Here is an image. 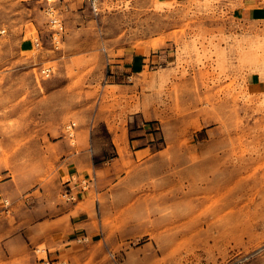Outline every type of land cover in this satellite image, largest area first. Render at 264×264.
Listing matches in <instances>:
<instances>
[{
	"label": "rangeland",
	"instance_id": "374dc122",
	"mask_svg": "<svg viewBox=\"0 0 264 264\" xmlns=\"http://www.w3.org/2000/svg\"><path fill=\"white\" fill-rule=\"evenodd\" d=\"M254 1L0 0V172L20 188L0 199V264H37L46 248L65 264H264V16L244 9ZM50 4L65 25L57 45ZM126 52L145 65L112 84L109 61ZM85 153L138 160L105 191L89 174L71 183L75 169L92 174L73 161ZM73 203L88 218L60 256L25 234L5 256L2 239L30 210L40 219Z\"/></svg>",
	"mask_w": 264,
	"mask_h": 264
},
{
	"label": "crops",
	"instance_id": "0c3cea01",
	"mask_svg": "<svg viewBox=\"0 0 264 264\" xmlns=\"http://www.w3.org/2000/svg\"><path fill=\"white\" fill-rule=\"evenodd\" d=\"M258 0H255V3H251L244 7L246 15L249 18H262L264 16V5L258 4ZM29 45L27 46V48ZM145 57L141 52H126L111 58L109 61V70H110V79L112 84H120L127 86L126 80L128 77L133 75L136 72H140L144 67ZM142 138H135L130 144L134 145L135 141L140 144L139 140ZM147 146L134 147V152H138L140 149H144ZM84 157L86 158H73V161L77 164V167L80 166H92V174L89 172L82 173L78 169H75L71 175V183L77 181L80 185L84 183V176L88 177L89 182L95 181V186L97 188H105V191H108L109 188L115 183L119 174H123L127 170V165L125 159L131 161H137L138 158H121L120 155L113 158H88V154L85 153ZM10 171L4 173L0 172V199H5L7 197L15 198L19 195L20 188L15 185L13 181V176L10 175ZM9 173V174H7ZM77 177V178H76ZM95 179V180H94ZM82 191L81 189H79ZM85 191V190H83ZM2 201V200H0ZM77 203H73V206H64L60 207V210H49L46 211L40 219H36L33 212L30 210V215L32 218L26 224H22L20 229H16V234H11L6 238L2 239V242L5 244L7 250L5 256L11 259L16 258L19 255L18 246H15V243L18 242L20 236H27V239H30L33 243H40L42 241H48L49 245L57 246L59 251L57 255L60 256L61 252L65 250L63 244L69 240L76 239L73 237L78 235L79 224L83 220H86L88 217L86 214L82 213L80 216H76L73 213H70L74 210V207ZM69 213L71 228L67 227V219L61 220V218L66 216ZM56 221V222H54ZM3 227H0V230ZM21 233V234H19ZM74 233V235H71ZM13 264V261H12Z\"/></svg>",
	"mask_w": 264,
	"mask_h": 264
},
{
	"label": "built area",
	"instance_id": "2783aa9c",
	"mask_svg": "<svg viewBox=\"0 0 264 264\" xmlns=\"http://www.w3.org/2000/svg\"><path fill=\"white\" fill-rule=\"evenodd\" d=\"M48 1H49V3H51L53 0H48ZM47 12L50 15V24L53 28V33H52L53 41L57 45L58 42H60V40L62 38V34L64 32L65 25L63 23V20L60 18V16L56 12H54L51 4L48 5ZM6 29L7 28H5V27H0V34H4L6 32ZM40 42L41 41H40L39 37L35 39V43L37 45H39ZM53 71H54V68L51 65L42 67V69H41V72L46 76H49ZM73 125H74V122H72L70 126L72 127ZM70 134H73V133L70 132ZM86 182L87 181L85 180L83 184H86ZM83 188H85L84 185H83ZM64 194L66 196H68V198H75L76 197V195L74 194V191H73V186L70 182H69V186L66 187ZM35 251H36V253H38L41 251V248L36 246ZM45 251H46V256L39 257L38 259L40 260V262L37 264H65V262H60V260H57V261H55L53 259L51 260V258L48 255V249L46 248Z\"/></svg>",
	"mask_w": 264,
	"mask_h": 264
}]
</instances>
